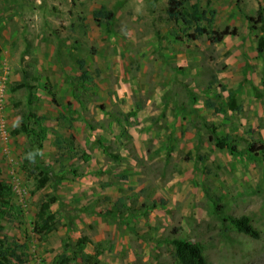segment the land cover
Wrapping results in <instances>:
<instances>
[{
    "label": "rangeland",
    "instance_id": "374dc122",
    "mask_svg": "<svg viewBox=\"0 0 264 264\" xmlns=\"http://www.w3.org/2000/svg\"><path fill=\"white\" fill-rule=\"evenodd\" d=\"M193 4L216 12L202 26L231 35L188 39L168 0H0V168L16 212L0 248L54 264L85 236L102 264H176L181 238L208 264H264V153L250 151L264 146V25L247 20L264 0ZM100 9L114 19L96 21ZM33 115L48 129L42 147L14 134L24 121L37 129ZM46 166L52 181L37 190ZM52 195L59 222L43 241L34 222ZM229 216L250 217L260 237Z\"/></svg>",
    "mask_w": 264,
    "mask_h": 264
},
{
    "label": "trees",
    "instance_id": "16d2710c",
    "mask_svg": "<svg viewBox=\"0 0 264 264\" xmlns=\"http://www.w3.org/2000/svg\"><path fill=\"white\" fill-rule=\"evenodd\" d=\"M190 0H168L167 14L168 18L176 23H182L189 33L187 38L191 40H197L201 36H207L212 43H221L223 40L231 35L229 28L224 30H217L211 26H202L201 23L206 20L209 25H212L216 15L215 11L209 12L210 17L206 18L205 13L201 11L198 4H193L191 8L186 5ZM115 17L113 12L105 9H100L94 12V19L98 22L100 20H113ZM247 20L250 23V30H256L258 25H264L263 10L259 9L256 16H247ZM257 50L259 53H264V36L259 37ZM84 66V63H81ZM85 81H91L87 77V73L83 74ZM234 102V101H233ZM214 107L213 104H210ZM235 109H240L235 107ZM35 124L38 125L31 128L26 121L21 125V128L14 131V134H25L29 138H32L38 142V146L42 147V142L47 138L48 129L43 125V118L36 117ZM212 140L215 141L216 146L220 149H227L231 154L237 153V146L231 142L230 137H217L213 136ZM107 151V148H105ZM250 151L253 153L263 152V145L252 144ZM85 161H87L85 156ZM52 181V170L50 166H46L40 169L36 181V189L41 190L46 188ZM58 202V198L55 195L47 196L46 199L41 202L38 213L36 214V220L34 222V231L40 237L41 240L47 241L52 233H54L58 226V214L53 211V206ZM15 209L12 205V190L8 183L2 178V172L0 168V231L3 230V222L8 216H14ZM111 214V213H110ZM231 224V226L240 233H243L251 238L258 239L260 237V231L254 225L252 219L248 216L234 217L229 216L225 219ZM90 243L89 239L85 236L81 237L74 251L71 255H57L54 259V264H102L100 255L103 249H98L95 254H88L85 252L87 245ZM173 248V258L176 264H208L206 256L204 254L203 247L198 243L189 242L186 239L175 238L170 241ZM21 246L3 248L1 244L0 264H24V254L20 252ZM80 258L82 259L79 262Z\"/></svg>",
    "mask_w": 264,
    "mask_h": 264
}]
</instances>
